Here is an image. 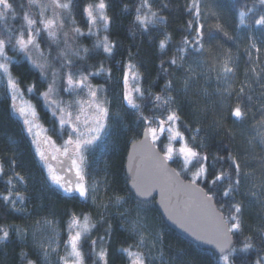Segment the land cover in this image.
Instances as JSON below:
<instances>
[{"label":"trees","instance_id":"16d2710c","mask_svg":"<svg viewBox=\"0 0 264 264\" xmlns=\"http://www.w3.org/2000/svg\"><path fill=\"white\" fill-rule=\"evenodd\" d=\"M17 6L19 18L13 20L9 16L6 25L0 26V37L5 35L2 27L20 29L23 20V12L19 5L23 3L28 10L27 0H11ZM95 3L98 0H80V7L74 9L76 26L86 30L87 25L81 16L83 5ZM109 4L108 15L112 18L110 30L101 32L100 37L108 35L116 45L113 56L105 59L100 54L90 57L86 63L99 67L103 62L106 68L111 69V81L106 86L111 93L112 111L119 112L112 120L110 135L106 144L98 146L87 155L86 179L98 185L99 198L104 197L100 208L90 201L84 202L79 198L73 199L66 196L47 180V173L36 155L31 137L25 132L23 121L13 110L12 92L6 82L0 84V197L8 195V180L12 179L15 191H19L26 197L23 205L17 202V207H23L25 211H14L11 203L0 199V226L9 227L13 230L9 233L6 241L0 242V264H28L32 260L34 264H43V251L40 249L39 233L35 228V222L45 218L53 220L60 233L64 234L70 216L88 214L96 228L91 233V238L105 237L102 246L109 249V264H130L127 256L119 250L132 246L133 251L144 254L147 264H223L221 256L213 251L202 248L170 229L162 220L154 202L138 204L137 201L128 203H115L117 197L127 198V179L124 172L125 155L128 146L136 140L146 125L137 120L136 115L119 105V95L122 91V69L131 63L136 65L135 71L139 73V84L144 89L151 91L152 95L162 94L161 90L172 81L173 90L166 93L175 100L173 108L179 110L181 121L188 124L192 129L200 128L201 132L196 141L197 144L203 139L206 151L211 156L219 153L227 155L232 152L238 154L243 170L250 175L244 179L239 193L234 194L235 200L242 203V231L232 233L234 239L233 248L230 251L229 264H255L258 257L264 256V146L258 141L249 145L248 141L256 136L259 125L264 118V80L257 82L251 69L255 63L258 73L264 72V27L255 24V20L264 14V6L259 5L258 0H200L202 16L200 23L204 25L203 32L206 39L203 54H189L183 62L184 69L189 66L194 73L199 74L191 86L185 90V71L170 67L168 61L173 56H179L177 48L186 35L187 22L192 19L185 11L191 0H150L152 10L157 11L167 18V24L152 28L148 33H142L134 24L135 8L140 0H107ZM167 3L168 8H162ZM127 5V8H125ZM253 11L249 12L248 9ZM33 11V9H32ZM246 13L242 24L240 13ZM72 21V18H70ZM217 25L220 26L217 31ZM170 37L165 49L159 48V43L164 39V33ZM227 33L232 39L224 35ZM195 36V32H192ZM42 47L47 46V40ZM97 37L85 36L78 40V44L92 49ZM254 43L260 48L256 53L255 48L249 49ZM56 56L55 46H51ZM230 51L233 57L234 72L228 78L217 80V72L221 70L223 63L221 52ZM251 51V58L248 52ZM7 54L13 57L9 65L11 78L18 81L17 91L20 96L36 108L37 120L46 129L52 127L51 111L45 107L43 96L40 95L48 90V83L42 82L40 73L32 67V63L24 57L23 53H13L11 49ZM24 57V58H21ZM258 57V59H257ZM161 61H164L163 69H168L167 74L162 70ZM79 63V61H78ZM177 63H181L179 59ZM215 68V70H213ZM104 77L91 79L96 86L104 84ZM248 85L246 92L252 96L241 97L243 106L250 109L243 121L234 122L230 115V109L238 103L236 94L242 86ZM33 87V92L27 89ZM217 87L228 88L232 96L228 100L216 94ZM205 90L207 94H205ZM40 95L39 100L37 96ZM60 98L69 99L67 94L59 95ZM151 105L144 109V115H157ZM198 110V111H197ZM221 116L223 127L216 129L213 126L215 120ZM155 127L156 125H152ZM255 126V127H254ZM185 131L186 138L192 133ZM228 133H231L230 135ZM51 135L56 144L63 139H58L52 132ZM166 135V134H165ZM164 143H167L166 139ZM13 161L15 163L13 164ZM180 171V164L170 162ZM221 165L218 163L216 169ZM227 167V165H224ZM17 174L24 177L20 183ZM184 178V177H182ZM190 178V176L188 177ZM226 186V184H225ZM252 192L256 195L253 196ZM13 198H15L13 196ZM111 200V203L109 201ZM224 212L227 214L229 203L226 198ZM108 204L105 208L104 205ZM143 209L138 217L137 208ZM219 209V205L216 206ZM137 230L133 231V223L136 221ZM151 222L152 228H146ZM111 225V238L106 235V230ZM19 228L21 233H27L26 239H21L14 230ZM154 230L155 238L149 239L150 232ZM142 233L144 236L143 247L138 246ZM247 237L253 238L254 247L246 252L242 251ZM87 250V245H85ZM59 254V252H58ZM26 255V258H25ZM46 263V262H45ZM91 264V258L88 260Z\"/></svg>","mask_w":264,"mask_h":264},{"label":"snow or ice","instance_id":"6c2138e0","mask_svg":"<svg viewBox=\"0 0 264 264\" xmlns=\"http://www.w3.org/2000/svg\"><path fill=\"white\" fill-rule=\"evenodd\" d=\"M258 3L264 6V0H258ZM78 7H80V0H28V10H25V5L21 3L19 9L23 12V23L18 34L15 28L2 27L5 35L0 37V79L8 77V89L11 92L16 91L18 81L11 78L9 73V65L13 60V57L7 54L9 49L14 54L23 53L24 57L32 63V67L39 71L42 82L48 83V91L40 95L43 96L45 107L51 109L52 118V127L45 131L52 132L58 139H63L64 136H67V139L63 140L62 147L57 148L52 136H46L40 143L55 148L56 154L50 155L47 150L37 147L36 155L47 173L48 182L55 186L53 190L59 189L66 196L73 199L79 198L85 203L91 200L93 205H96L97 186L90 184L86 179V154L106 144L110 135L109 129L112 127L111 122L119 116V112L112 111L111 93L106 87L111 81V69L106 68L103 62L97 67L94 64H87L86 61L100 54V50L105 59L113 56L116 45L108 35L100 37L101 32L107 33L110 30L112 23V18L108 15L107 0H98V2L83 5L81 16L88 28L86 33L76 26L73 10ZM168 7L167 3L162 4V8ZM152 8L150 0H140L135 8L134 24L142 33H148L152 28L167 24V18L153 11ZM32 9L36 11L33 12ZM185 11L192 19L187 22L186 35L177 48L179 56H173L168 63L170 67L185 71L183 79L185 90H187L194 80L199 78V74L194 73L191 66L185 70L183 62L189 54L202 55L206 39H214V37L206 38L203 32L204 25L200 23L202 16L200 0H191ZM248 11L251 12L253 9L249 8ZM245 15L244 12L240 13L242 24ZM9 16L13 20L19 18L17 6L11 0H0V26L7 24ZM69 18H72L71 27H68ZM255 24L264 27V14L255 20ZM219 30H221L220 26L217 25V31ZM193 31L195 36L192 35ZM45 35L49 48L52 44L57 46V54L49 59L41 52L40 59L44 62H35L31 53L34 50H40L41 44L45 43L43 39ZM61 35L63 36L62 41ZM224 35L232 39L227 33ZM85 36L97 37L92 49L72 47L70 43L72 40H79ZM169 39L170 37L165 32L164 39L159 43L161 50L165 49ZM61 42L64 45L63 48H60ZM251 48H255L256 53L260 52V48L254 43L249 45V49ZM248 55L251 58V51ZM220 56L223 57V63L220 65L221 70L217 72L218 81L228 78L229 74L234 72V67L230 66L233 65L231 52H221ZM178 59L181 63H177ZM164 63L161 61L162 70L167 74L168 69H163ZM255 63L253 62L251 71L259 82L264 80V72L258 73ZM135 68L136 65L131 63L123 66V91L118 97L119 105L122 108L126 106V111L134 113L137 120L146 125V137L150 136L151 139L133 141V151L129 153L128 164L131 176L125 181L127 198L117 197L115 203L137 201L138 204H147L149 201L141 198L158 189L161 194L160 203L166 208L169 219L175 220L186 230L197 235V238L230 239L229 234L242 231V203L235 200L234 194L239 193L244 179L250 174L243 170L238 154L228 152L227 155H220L217 153L210 158L204 140L201 139L199 144L196 143L201 129L199 127L192 129L190 125L183 124L179 110L173 108L174 98L166 95L173 90L172 81H169L161 90L162 94L153 96L150 89L146 90L140 86V76ZM49 72L52 77L51 82H48ZM98 77L105 78L104 84L94 86L91 79ZM260 86L264 88V84ZM247 87L249 86L245 85L240 88L239 93L236 94L238 103L230 109L234 122L243 121L250 111L239 102L244 96H247L248 100L252 99V96L246 92ZM33 90V87L27 89L30 93ZM61 94H67L70 99L67 102L56 101L55 96ZM205 94H207L206 90ZM216 94L224 100L232 96L228 88L217 87ZM40 95L37 96L38 100ZM261 95H264V92ZM12 100L13 110L17 111L23 120V130L32 136L37 119L35 106L29 103L27 106L17 108L15 95L12 96ZM149 104L151 105L150 111L159 112V117L155 114L144 115V109ZM224 119L225 117L221 116L219 120L213 122V126L216 129L222 128ZM154 124L155 127L152 126ZM181 127L192 133L190 138H186L185 131L180 130ZM36 136L39 137V133H36ZM165 139L167 143H164ZM254 141L264 146V118L260 122L256 136L248 141L249 145H253ZM33 143L36 144L37 140L34 139ZM175 143H179L178 149L175 148ZM53 161L56 164H53ZM181 161L180 171L169 166L170 162L180 164ZM218 163L221 167L217 170ZM2 171L3 168L0 166V172ZM72 174L75 179H68V175ZM17 179L20 183L24 182V177L19 174H17ZM8 185V195L0 199L11 203L14 211H25L23 207L18 208L16 205L17 202L23 205L27 198L19 191H15L11 178L8 180ZM252 195L255 196L256 193L252 192ZM226 198L229 203L227 214L224 212L225 203L222 202ZM217 205H219V210ZM104 207L107 208L108 204ZM143 211L137 208L138 217ZM138 223V220L133 223V231L137 230ZM36 224L39 226L40 221L38 220ZM44 224L51 228L53 221L45 218ZM95 228L96 225L91 222L88 214L73 213L67 225V239L63 240L65 255L59 256L58 264H88L89 258H91V264H109V249L102 246L105 243V237L91 238V233ZM11 230H13L11 226H0V242L8 240ZM14 230L22 240L26 239V232L22 234L19 228ZM53 232H55L54 229ZM137 234L141 235L138 246L143 247V235L142 233ZM106 235L110 240L111 225L106 230ZM58 236L59 234L56 233L54 237L49 238L47 246L39 245L45 257L50 253L58 252L60 247V240L56 238ZM85 245H87V250ZM253 247V238L247 237L242 251L246 252ZM119 251L128 257L130 264H147L148 258L139 251H133L131 245ZM231 251L234 252L236 249L231 248ZM221 252L224 253L225 250L222 248ZM230 259V254L221 255L223 264H229ZM28 264H34V262L28 260ZM255 264H264V256L258 257Z\"/></svg>","mask_w":264,"mask_h":264},{"label":"rangeland","instance_id":"374dc122","mask_svg":"<svg viewBox=\"0 0 264 264\" xmlns=\"http://www.w3.org/2000/svg\"><path fill=\"white\" fill-rule=\"evenodd\" d=\"M28 1V0H27ZM36 10L35 9H33V12H35ZM72 26V23H71V20H70V18H69V25H68V27H71ZM66 31L68 30L67 28L65 29ZM83 32H87L88 31V28L86 29V30H83V29H81ZM45 38H46V35H45ZM46 40H47V38H46ZM63 40V36L61 35V41ZM80 40V39H79ZM71 45H72V47H79V48H86L84 45H80V44H78V40H72L71 42ZM53 46H55V52L57 53V46L55 45V44H52ZM51 45V46H52ZM64 47V45H63V43L61 42V44H60V48H63ZM41 52H43V54H44V56H46V57H49V59H51V57H53V55L52 54H54L53 53V51H52V47H48V46H45V47H42V45H41V48H40V50L39 51H33L32 53H31V55H32V57H33V61H35V62H39V63H43L44 61L42 60V59H40V53ZM50 54V55H49ZM57 67H58V65H57ZM51 79H52V77H51V73L49 72V77H48V82H51ZM4 82H6V84H7V87H8V77H3L2 79H0V84H4ZM132 86V84H131V78H130V87ZM48 91V90H47ZM46 91V92H47ZM122 91H123V82H122ZM122 91H121V94H122ZM12 94L13 95H15L16 96V100H15V105L17 106V108H19V107H21V106H27L28 104H29V102L28 101H26L25 99H23L21 96H20V94H19V92L16 90L15 92H12ZM77 99H79V97H76ZM70 99V98H69ZM68 99V100H69ZM55 100L56 101H60V100H64V101H68L67 99H65V98H60L59 97V95L58 96H55ZM31 104V103H30ZM50 111H51V109L50 108H48ZM16 113H17V115L20 117V115H19V113L16 111ZM21 118V117H20ZM21 120H22V118H21ZM23 121V120H22ZM35 124H36V127H34V129H33V135L32 136H30L31 137V139H32V143H33V140L35 139V140H37V143L36 144H34L33 143V145H34V149H35V152H36V149H37V147H40L42 150H44V149H48L49 150V152L52 154V155H55L56 154V152H55V148H51V147H49V145L48 144H41L40 143V141H42L46 136H48L46 133V131H45V129L46 128H44L39 122H38V120L36 119V121H35ZM36 133H39V137H37L36 136ZM64 139H67V136H65V138ZM63 139V140H64ZM63 140L61 141V143H59V144H56L55 143V146L57 147V148H59V147H62V145H63ZM175 148L176 149H178L179 148V143H175ZM39 158V157H38ZM88 182L90 183V184H95L94 182H92L91 180H88ZM96 186H97V189H98V185L97 184H95ZM98 191V190H97ZM96 195L98 196V200H97V207L98 208H100L101 207V205L100 204H102V201H103V199H104V197H102L101 199L99 198V193H96ZM91 203H92V201L91 200H89ZM100 206V207H99ZM46 219H48V220H50L49 218H46ZM44 220L45 219H43V220H41L40 221V225L39 226H37V224H36V222H35V228H34V230L37 232V233H39V240H40V244H44L45 246H47V244H48V241H49V238H51V237H54L55 236V234L56 233H58L59 234V236L58 237H56V238H58L59 240H60V247H59V249H58V252H59V254H58V252L57 253H50L47 257H45V255H44V253H43V257H44V261H43V264H58V262H59V256H62V255H65V252H64V246H63V240H66L67 239V226H66V228H65V232H64V234H62V233H60L59 232V230H58V228H57V226H55V224H54V222H53V224H52V226H51V228H49V227H47V226H45V224H44ZM51 221H53V220H51ZM69 223V222H68ZM68 223H67V225H68ZM140 223V222H139ZM152 224H151V222L149 223V225L147 224L146 225V228H150V229H153L152 227ZM53 229L55 230V232H53ZM154 230H152L151 232H150V234H149V239H150V241H152V243H153V240H154V238H155V235H154ZM143 238H144V236H143ZM53 247H55V245H53ZM46 262V263H45Z\"/></svg>","mask_w":264,"mask_h":264},{"label":"water","instance_id":"95a60500","mask_svg":"<svg viewBox=\"0 0 264 264\" xmlns=\"http://www.w3.org/2000/svg\"><path fill=\"white\" fill-rule=\"evenodd\" d=\"M151 139L150 136L146 137L145 128L141 132V135L135 140L140 141L143 139ZM133 151V142L128 146L127 154L125 157V164H124V172L126 177H130L131 173L128 170L129 164V153ZM170 167L174 168L171 164ZM175 169V168H174ZM176 170V169H175ZM183 179V178H182ZM141 199H146L148 201H153L154 205L159 212L160 217L162 218L163 222L173 231L181 235L183 238L190 240L194 244L199 247L211 249L216 255L221 256L222 254H227L231 251V248L234 245L233 235H230V239H213L211 237H204V238H197V235H194L191 231L186 230L185 227H182L179 223L175 222L173 219H169L168 212L163 204L160 203L161 194L160 191L157 189L154 193H150ZM175 199V198H174ZM218 209V208H217ZM219 210V209H218ZM224 249L225 252L222 253L221 249Z\"/></svg>","mask_w":264,"mask_h":264},{"label":"flooded vegetation","instance_id":"af4514ba","mask_svg":"<svg viewBox=\"0 0 264 264\" xmlns=\"http://www.w3.org/2000/svg\"><path fill=\"white\" fill-rule=\"evenodd\" d=\"M44 150H47L48 152H49V150L46 148V149H44ZM49 154L50 155H52L50 152H49ZM53 164H56V162L55 161H53L52 162ZM68 179H70V180H74L75 179V176H74V174H72V175H68ZM62 192V191H61ZM63 193V192H62Z\"/></svg>","mask_w":264,"mask_h":264},{"label":"bare ground","instance_id":"6f19581e","mask_svg":"<svg viewBox=\"0 0 264 264\" xmlns=\"http://www.w3.org/2000/svg\"><path fill=\"white\" fill-rule=\"evenodd\" d=\"M135 141V140H134ZM132 143V142H131ZM130 143V144H131ZM126 154H127V151H126ZM125 157H126V155H125ZM125 164V163H124ZM174 167V166H173ZM175 168V167H174ZM176 169V168H175ZM177 171V170H176ZM234 240V239H233ZM234 246V245H233ZM233 248V247H232ZM207 249V248H206ZM209 250H211V249H209ZM212 251V250H211Z\"/></svg>","mask_w":264,"mask_h":264}]
</instances>
